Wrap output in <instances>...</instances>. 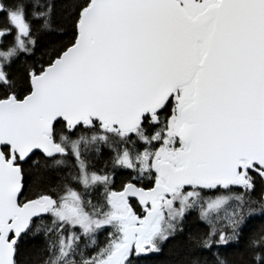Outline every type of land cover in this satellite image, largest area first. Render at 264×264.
Masks as SVG:
<instances>
[{"label":"snow or ice","instance_id":"obj_1","mask_svg":"<svg viewBox=\"0 0 264 264\" xmlns=\"http://www.w3.org/2000/svg\"><path fill=\"white\" fill-rule=\"evenodd\" d=\"M0 264H264V0H0Z\"/></svg>","mask_w":264,"mask_h":264}]
</instances>
